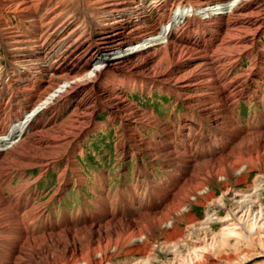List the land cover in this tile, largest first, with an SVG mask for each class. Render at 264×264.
<instances>
[{
  "label": "bare ground",
  "instance_id": "6f19581e",
  "mask_svg": "<svg viewBox=\"0 0 264 264\" xmlns=\"http://www.w3.org/2000/svg\"><path fill=\"white\" fill-rule=\"evenodd\" d=\"M263 30L264 0H0V50L11 58L0 70V264H154L159 250L182 256L179 264H211L189 253L192 231L212 230L196 224L193 206L212 203L210 220L249 174L264 178V112L248 117L253 127L238 115L242 101L264 105ZM135 90L174 95L170 122L131 103ZM117 122L120 155L152 164L139 168L142 185L108 197L100 178L91 188L98 214L58 224L34 186L54 170L49 200L60 209L68 185L87 183L78 164L85 138ZM150 128L151 138L142 135ZM124 194L121 208L132 211L116 214L113 199ZM258 196L230 206L259 208Z\"/></svg>",
  "mask_w": 264,
  "mask_h": 264
},
{
  "label": "rangeland",
  "instance_id": "374dc122",
  "mask_svg": "<svg viewBox=\"0 0 264 264\" xmlns=\"http://www.w3.org/2000/svg\"><path fill=\"white\" fill-rule=\"evenodd\" d=\"M81 14L83 13H79V18H82ZM260 40L259 48L263 45L262 52L264 55V30L260 36ZM10 60V55L5 53V48L2 47L0 50V70H6L9 68L8 61ZM247 64V62H244L242 67H245ZM126 95L130 102L133 103L142 113L150 112L163 123L167 121V117L170 116V111L173 108L172 104L175 103L174 95L168 96L166 93L161 91H154L152 94H149L146 90H135L127 92ZM245 103L246 102L244 101L241 102L238 115L242 119L243 124L246 125L245 122H247V124H250L248 127H253L251 120L248 121V117L251 116L255 111L259 113L264 112V105L258 102L253 104L252 107H249ZM174 108L175 113L177 116H179V114L184 111L182 101L178 102ZM64 111L65 112H62V117L67 114L66 110ZM107 119L108 110H103L96 113L94 121L99 125H102L105 124ZM169 122L170 120L167 121V123ZM263 125L264 122L262 123L261 121L256 126V128H262ZM152 131L155 132L156 130L152 128L149 130H142V135L145 137H152ZM121 132L122 129H119V122L114 124L109 123L106 124L101 130L90 133L85 138L86 142L84 143V155L78 157V164L81 167V170H83V174L87 178V183L82 187H79L76 183L73 185H68L67 191L63 196V201L61 202L56 200L60 209H54L55 207L53 202L49 200L55 189V186L57 185L56 172L54 170H51L44 179L38 181L37 185L34 186L35 190L41 192L38 203H46V208L52 211V215L55 217L54 220H58V224L67 215H70L69 217L73 221L76 220L75 222H81L85 218H89L92 215L96 216V214H98V210L96 209V199L98 198V195H96V192L91 188L96 186V181L100 178L104 180L102 181L104 184L102 193L104 195H108L109 193L108 197H111L113 193L119 191V188H121L123 185L128 186L129 184V186H132V184L136 182L137 186L142 185L141 180L144 179V174L139 168L142 165L145 167V169H149V166L152 164H149V158L143 159L139 154H137L135 157L129 155H120L116 146H118L121 141H126V139H121ZM160 135H162V132H159L155 135L156 141H154L156 143ZM83 141L84 139L80 143H83ZM126 146L132 145L127 142ZM38 173L39 169L36 168L28 171V174L32 177H35ZM160 174L161 173H158L157 177H161ZM258 178L259 177L256 175V173L249 174L246 183L247 188L244 186V184L233 188L232 191H230L227 200L225 201V206L222 207L217 205V209H215L216 213L212 215L210 220L209 213L206 211L209 210V204L212 205V203H208L206 206H193L191 213H195L197 215L196 217L198 219L196 224L201 225L202 228H205L207 227V223H211L212 230L211 234L206 236L199 235V230L192 231L193 235L191 241L188 243V246L192 248V250L189 252L191 255L194 254L195 257H198V260H205L211 264H264V178L261 180ZM152 181L154 180L152 179ZM259 183L261 184L258 186ZM255 186H258L259 188V192L257 194L255 192L253 193L252 191ZM214 188L216 191V200H219L224 194V191L217 186H214ZM104 189L107 190L105 191ZM130 194L131 193L127 195H129L131 198ZM249 195H259V208H254L250 211L231 208L230 205H232L234 202L243 201L244 199H247ZM148 196L149 192L146 197L148 198ZM125 197L127 196L124 194L118 195L113 199V201H115V199L118 198L116 200L117 202L113 203L114 213H128L132 211V209H127L128 211H124L125 209L121 208V204L124 202V200L127 201ZM151 205L152 204L147 203L136 209L140 210L142 208H148ZM179 228L184 230L185 235L188 234L189 227L185 223L180 224ZM214 235L226 236L227 242L225 245L222 247H218L216 244L214 245L212 242V236ZM184 253L186 254V252ZM181 259L182 256H179L177 259L171 260V256H167L164 251L159 250L158 257L155 259L154 264H179ZM114 262L116 264H133L136 261L134 259L120 257Z\"/></svg>",
  "mask_w": 264,
  "mask_h": 264
}]
</instances>
